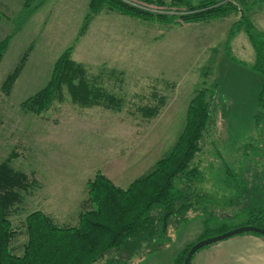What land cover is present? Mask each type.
<instances>
[{
	"label": "rangeland",
	"instance_id": "374dc122",
	"mask_svg": "<svg viewBox=\"0 0 264 264\" xmlns=\"http://www.w3.org/2000/svg\"><path fill=\"white\" fill-rule=\"evenodd\" d=\"M129 1L143 6L133 7L153 20L130 18L105 6L92 13L89 0H21L22 20L16 22L13 35L3 39L7 48L0 61V162L8 161L34 181L10 218L16 231L9 246L13 255L23 254L24 220L31 212L41 211L62 227L77 226L86 183L97 173L115 169L111 163H136L121 172L122 188L150 173L176 144L186 124L188 104L201 89L208 91L207 100L213 97L215 111L190 165L199 173L192 189L196 196L190 200L198 209L188 211L184 219L170 218L162 245L149 242L137 248L130 242L120 256L132 264H174L191 244L252 224L238 189L240 180L250 188L258 187V194L264 189V145L256 159L246 160L241 153L257 136L255 116L263 76L253 67L255 52L244 31L229 36L239 12L186 24L169 18L189 13L173 0ZM189 1L195 6L205 1L230 4L264 34L262 0ZM11 3L7 4L11 15L0 10L1 23L2 15L10 24L18 16L17 4ZM66 50L72 61L86 68L89 79H95L96 87L122 99L120 111L80 107L66 91L63 101H55L39 116L22 109L21 103L47 84V66L53 68ZM21 58L20 73L4 95L1 85ZM155 92L166 103L156 118L146 121L137 107ZM226 168L236 175L234 183ZM183 186L181 182L175 188ZM218 243L197 251L190 264L197 253Z\"/></svg>",
	"mask_w": 264,
	"mask_h": 264
},
{
	"label": "trees",
	"instance_id": "16d2710c",
	"mask_svg": "<svg viewBox=\"0 0 264 264\" xmlns=\"http://www.w3.org/2000/svg\"><path fill=\"white\" fill-rule=\"evenodd\" d=\"M155 1L163 3L162 0ZM173 1L187 7L189 13L169 18H179L186 24L219 19L231 11L239 12V19L231 26L229 36L244 31L255 52L253 67L263 76L255 116L257 136L244 145L241 153L246 160L258 158L259 148L264 145V34L258 32L251 20L230 4L217 5L205 1L195 6L189 0ZM104 6L130 18L143 21L154 18L138 8L124 5L121 0H89L92 13L99 12ZM6 48L7 41H1L0 61ZM23 62L21 58L14 71L2 83L1 91L4 95L9 94ZM94 80L89 79L83 65L71 60L70 50H66L53 65L47 84L21 103V107L39 116L55 101H63L66 91L71 102L80 107L103 106L105 109L120 111L122 99L96 87ZM213 88L216 89L217 85H213ZM207 92L201 89L194 93L186 111L184 130L171 152L158 160L150 173L137 178L124 189L116 187L101 173L86 183V198L81 202L77 226H59L51 216L41 211L29 213L24 220L27 241L21 256L10 252L9 246L16 234L10 218L18 212L34 181H29L25 173L13 169L8 161L0 162V264H132L120 256L130 242L137 248L149 242L154 243V246L162 245L166 236V230H162L163 218L167 215L168 224L170 218L184 219L188 211L198 209L196 203L190 200L196 196L192 189L199 173L197 168L190 165L199 152L204 130L212 123L214 116L213 97L210 95V100H207ZM211 94L214 95V91ZM165 103L164 96L156 95L155 92L150 95L148 102L138 104L137 111L141 118L149 121L160 114ZM225 172L234 183L236 175L228 168ZM240 181L242 187L238 189V195L245 200L243 210L252 221L250 225L264 229V189L258 194V187L250 188L247 183L244 184L245 181ZM181 182L184 188L176 190L175 185ZM233 183H230L231 187ZM204 217L205 222L208 218ZM246 235L263 238L253 233ZM193 244L183 250L180 260L174 264H183Z\"/></svg>",
	"mask_w": 264,
	"mask_h": 264
},
{
	"label": "crops",
	"instance_id": "0c3cea01",
	"mask_svg": "<svg viewBox=\"0 0 264 264\" xmlns=\"http://www.w3.org/2000/svg\"><path fill=\"white\" fill-rule=\"evenodd\" d=\"M13 1L17 4L14 13H18V16L12 19L14 20L12 21L13 24H10L8 22L9 18L1 14L3 23H1V20H0V41L7 37H11L13 35L12 34L13 29L17 27L16 22L19 20H22L21 15L23 14L21 13L23 11V6L21 4L22 3L21 0H0V10L6 12L7 15H11L12 9L9 8L7 4L8 3L12 4L11 2ZM19 3L20 5H18ZM235 22H237L236 19L233 20V23L231 24V26ZM231 26L229 27V30L231 29ZM51 70H52V67L50 68V66H47L46 75L49 78H50ZM135 164L136 163L134 162H131V165H127V163L120 162V161L114 162V163H111L110 165H113V167L116 166L115 169H110V171L106 170L107 172H104L101 168H99V172L102 170L103 171L102 175H104L108 180H110L116 187L122 188L119 185L121 183H124L125 179L121 177L120 175L121 172H124L125 174L126 170L130 169ZM140 167H141L140 169L143 168L142 165H140ZM135 178H138V177H135ZM129 184L130 182L123 184L124 188H126ZM263 240H264L263 238L255 237L252 235H246V234L241 235V236L238 235V236L232 237L221 243L213 245L212 247H209L205 251L197 253L193 261V264H264V241Z\"/></svg>",
	"mask_w": 264,
	"mask_h": 264
},
{
	"label": "water",
	"instance_id": "95a60500",
	"mask_svg": "<svg viewBox=\"0 0 264 264\" xmlns=\"http://www.w3.org/2000/svg\"><path fill=\"white\" fill-rule=\"evenodd\" d=\"M166 218L167 215L163 218L162 221V230L165 231L166 230ZM246 233H253V234H257L260 235L264 238V229L255 227V226H243V227H238L236 229H233L231 231H226L225 233H221V234H217L214 235L210 238L201 240L199 242L194 243L190 249L188 250L186 256L184 257V261L183 264H190L192 257L194 256V254L199 251L200 249L212 245L214 243H218L227 239H230L232 237L241 235V234H246Z\"/></svg>",
	"mask_w": 264,
	"mask_h": 264
},
{
	"label": "built area",
	"instance_id": "2783aa9c",
	"mask_svg": "<svg viewBox=\"0 0 264 264\" xmlns=\"http://www.w3.org/2000/svg\"><path fill=\"white\" fill-rule=\"evenodd\" d=\"M122 1H124V2H126V3H129V4L132 5V6L143 8V6H139V4L134 3V2H132V1H131V2H130L129 0H122Z\"/></svg>",
	"mask_w": 264,
	"mask_h": 264
}]
</instances>
